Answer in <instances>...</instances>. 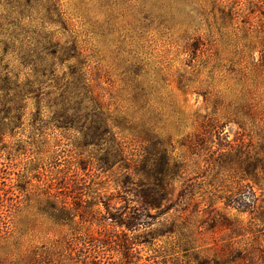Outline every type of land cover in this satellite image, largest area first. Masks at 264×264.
Segmentation results:
<instances>
[{
  "label": "rangeland",
  "instance_id": "rangeland-1",
  "mask_svg": "<svg viewBox=\"0 0 264 264\" xmlns=\"http://www.w3.org/2000/svg\"><path fill=\"white\" fill-rule=\"evenodd\" d=\"M0 100V264H264V0H0Z\"/></svg>",
  "mask_w": 264,
  "mask_h": 264
},
{
  "label": "trees",
  "instance_id": "trees-1",
  "mask_svg": "<svg viewBox=\"0 0 264 264\" xmlns=\"http://www.w3.org/2000/svg\"><path fill=\"white\" fill-rule=\"evenodd\" d=\"M56 59H61V58H56ZM39 63L40 65H44L46 62V60H44L43 58H39ZM61 61H67L66 59H61ZM45 71V70H44ZM36 76L35 79L33 81H28L25 85H23L22 87H19V91L16 92L14 94V98L12 101H17L16 105H20V103L23 101V99H26L28 97V95L32 94V91H34L35 89H37L38 87H40L43 84V81H41L44 77H45V73H43V71H36V73H34ZM41 74V75H39ZM59 85L58 87L60 88V98L58 99L59 101V105L60 107H67L72 105L73 103L78 104V108H71L68 112H72V117H74L77 121H79L82 116H81V111H86L87 107L83 104L84 103V98H80L81 96V92H79L78 88L81 87L79 86V81L76 80L75 78H70V79H60V81L58 82ZM12 84L10 82H5L3 85V88L1 91L6 92V94H8V96H10L12 94ZM18 88V87H17ZM82 89V88H81ZM85 90V89H84ZM35 93V92H33ZM6 98V97H5ZM57 101V100H56ZM1 102V100H0ZM9 102V101H6ZM11 104H15V103H11ZM21 107V106H19ZM100 108V107H99ZM9 111V110H8ZM95 114V115H94ZM93 115L95 116V120H91L88 124L91 125L92 123V127L94 128V135H97V137H99V139H103L104 137H106L107 135H111V131L109 130V128L107 127L106 124V119L103 116V113H101L100 111H95V113H93ZM103 118V119H102ZM92 119V117H91ZM62 125H66L64 126L66 129H69L66 123H62ZM209 127V126H208ZM204 136L209 135L208 134V130L205 128L204 130ZM107 144H114V147L111 146L110 148H114V152L115 155L112 156L114 159H117L118 157H122L121 155L124 153V150L121 147L120 143H115V138L112 136V139L106 141ZM148 155H144V158L142 160H140V162L135 165V169L136 172H143L145 173V168L147 167V161H148ZM115 159V161H116ZM141 166V168H140ZM146 175V173H145ZM164 184H160L159 188L163 189ZM154 190L151 187L150 184L147 183H142L141 184V189L140 191H138V193L140 194V197L142 198V205L139 209H134L132 214L127 217L126 219L122 218V217H118V218H110V219H117L116 223L119 226H124L126 227L128 230H132L133 228L141 225L139 220L142 217L143 214V210L146 206L149 205H156L159 206L160 202L159 200H156L154 198V194H153ZM147 216V215H145ZM229 254H231V252H229ZM262 261L264 262V253H262ZM39 257L37 258H33V262H36L38 260ZM37 259V260H36ZM236 258H234L235 260Z\"/></svg>",
  "mask_w": 264,
  "mask_h": 264
}]
</instances>
